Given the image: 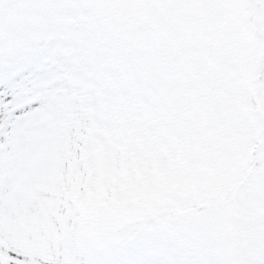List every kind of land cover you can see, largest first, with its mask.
<instances>
[{"label":"snow or ice","instance_id":"obj_1","mask_svg":"<svg viewBox=\"0 0 264 264\" xmlns=\"http://www.w3.org/2000/svg\"><path fill=\"white\" fill-rule=\"evenodd\" d=\"M0 264H264V0H0Z\"/></svg>","mask_w":264,"mask_h":264}]
</instances>
